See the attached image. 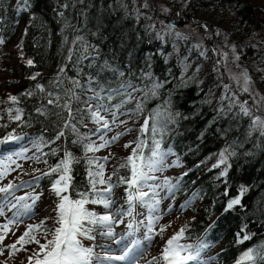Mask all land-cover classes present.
Here are the masks:
<instances>
[{
    "label": "trees",
    "instance_id": "1",
    "mask_svg": "<svg viewBox=\"0 0 264 264\" xmlns=\"http://www.w3.org/2000/svg\"><path fill=\"white\" fill-rule=\"evenodd\" d=\"M182 1L177 11L180 0H0V150L22 143L33 149L13 178L20 183L38 176L36 190L50 210L59 199L52 189L58 174L45 173L66 152L73 162L65 194L95 197L88 173L101 163L85 148L96 131L88 109L103 104L116 111L119 105L117 119L128 123L121 133L136 143L144 139L147 157L155 124L159 151L178 168L167 180L175 184L174 199L189 208L175 230L169 227V237L184 229L179 243L190 249L208 245L210 264H238L245 250L264 244V135L240 111L244 104L264 118V0ZM205 2L207 18L218 15L215 21L195 18L208 10ZM175 11L182 26L171 29L165 19L175 18ZM10 108L19 120L7 115ZM8 136L14 139L6 143ZM126 160L113 162L109 173L103 169L122 208L128 205L122 178L130 170L120 167ZM107 183L97 184L96 192ZM237 198L240 203L227 209ZM98 205L93 212L102 215ZM56 219L46 217L33 233L41 244L44 229L58 226ZM243 233L251 239L239 243ZM17 246L23 259L16 264L39 250L35 243Z\"/></svg>",
    "mask_w": 264,
    "mask_h": 264
},
{
    "label": "snow or ice",
    "instance_id": "2",
    "mask_svg": "<svg viewBox=\"0 0 264 264\" xmlns=\"http://www.w3.org/2000/svg\"><path fill=\"white\" fill-rule=\"evenodd\" d=\"M29 65L32 64V61H28ZM245 85L248 84L247 74H244ZM244 91H248L247 86H245ZM13 102L16 101L15 97L11 98ZM90 99H100L97 95L91 97ZM111 99V97H109ZM49 103H52L50 100ZM246 103V102H245ZM67 107V105L65 106ZM116 111H111L108 107L103 104H97L95 110L89 108L91 120L101 125L100 128L96 129L97 133H100V139L103 143L96 145L93 143H88L85 145L87 152L99 151L100 149L109 146L111 143L119 139V134L112 138L111 141L105 140L104 132L105 130H110V125L108 119L102 113H110L113 117L112 123L115 124L116 119L118 118L117 113L119 112V105L115 106ZM140 106H137V111H141ZM240 111L245 115L252 117L251 123L252 126H258L261 129V135H264V118L261 116H253L251 110L244 106L240 105ZM71 110L69 108V119H71ZM16 119L19 120L20 117L16 116ZM120 123H126L125 121H120ZM67 126V125H66ZM75 130V129H74ZM157 127L153 124L151 132L153 134V145L154 147L150 150L151 154L147 157L143 154V149L146 146V141L144 139H138L136 148L133 149L131 155L127 157L126 163L122 164L120 167L128 168L130 170V176L127 178H122V182L127 183L129 189H135V192L128 191L127 201L131 206L134 201H140L141 203L145 202V197L148 195L142 189L144 187H150L147 184V181L154 179L155 177L150 175L155 171L160 170V165L163 163V157L165 154H162L159 151L160 142L156 140L155 134L157 132ZM141 136L148 131V121L146 120L144 125L140 128ZM63 135V133H60ZM58 138V137H57ZM14 139L12 136L4 138V142ZM15 139H19L18 137ZM130 145H125L129 147ZM22 153H18L21 155ZM9 160H12V157H8ZM107 160V157L103 158ZM73 162V157L70 153H65V157L51 169L50 172L45 173V175H51L52 173H57L58 177L53 181L52 189L55 192L56 196L59 198L57 203V219L56 224L58 225L54 229H44L42 235L45 238V243L41 244L39 239H37L34 232H39L43 228V222L39 226L29 225L28 230L24 232L22 236L17 240V244H30L35 243L39 246V250L33 253L32 257H29V264H32V261H35V264H93L94 261V251L90 247H85L81 242V237L87 239H94L91 233L97 228L100 227L104 229L102 235L109 238H114L116 233L112 229V225L117 221L113 220L111 214H97L93 211H90L85 207L86 204H102L104 209L108 210L112 207L111 196H105L101 193L96 192V185H105L103 165H98V171L94 174L89 170V183L91 185L92 192H95V197H91L90 193L87 192H78V198H71L69 195L65 194L72 187L71 185V164ZM224 153L220 154V163H225ZM88 163L98 164V161L90 159ZM215 167V166H214ZM7 172V166H4V170L0 171V177L5 175ZM115 174V173H114ZM227 170L221 172V175H226ZM98 177L99 179H96ZM12 184H8L6 187H0V193H9L11 194L13 189ZM21 187V186H17ZM113 185H108L104 191L111 193ZM74 190V189H73ZM75 191V190H74ZM245 191V189H241ZM32 199L33 203L39 197L29 196V197H18L16 202L13 203L11 200H7L6 206L9 208H16L17 212L15 214L16 218H19L21 215H26L31 212L32 205L28 203H21L26 199ZM240 203V200L232 199L227 205V209L233 208L234 205ZM226 209V210H227ZM4 209L0 207V216H3ZM122 213H117L119 217ZM128 214L131 215V210H128ZM15 223V220H9V224ZM5 232L8 230V224L0 225ZM128 227L131 229L132 225L129 224ZM151 227H149V232ZM163 231V229H161ZM184 229H181L180 232L173 236L167 241V246L163 249V260L166 264H187L188 261L194 260L199 255V250L197 255L194 256L191 252H188L187 255H183L184 252L188 251L190 245H182L179 241L183 238ZM51 235V239H48V236ZM132 234L129 233V236ZM145 239L151 240L150 235L145 236ZM251 239V235L248 233H243L242 238L238 240L239 243H243ZM4 236L0 235V245H3ZM115 243L119 245V255L111 254L105 255L103 259L96 256V264H112V262H125L127 264H136L138 256L141 255V242L138 239H126L124 236H121L119 239H115ZM205 247L208 245H204ZM5 248H11L16 250V244L12 245H3ZM23 250V249H21ZM109 251H113L109 249ZM2 254V253H0ZM238 264H264V244H260L255 248H249L245 250L241 256L238 258Z\"/></svg>",
    "mask_w": 264,
    "mask_h": 264
},
{
    "label": "rangeland",
    "instance_id": "3",
    "mask_svg": "<svg viewBox=\"0 0 264 264\" xmlns=\"http://www.w3.org/2000/svg\"><path fill=\"white\" fill-rule=\"evenodd\" d=\"M180 2L181 5L179 6V9L177 11H179L181 7L184 6V2L182 0H180ZM204 8H208V10L205 9L204 13H196L195 18L199 17L201 20H204L205 18H207V16H209L210 11L207 2H205ZM177 11H175V16L178 17ZM217 16L218 15L215 16L214 14L213 17L207 19L215 21L214 18H216ZM176 21V23L179 22L178 19ZM189 70L190 68L186 69L187 72ZM235 79H237V77H235ZM102 114L108 119L110 125V130H105L104 132L105 140L111 141L113 137L119 134L118 140L111 143L109 146L100 149L99 151H94V153L96 154V158L103 165L105 173H109V169L112 167L113 162H115L116 160L123 161L132 153L133 149L136 148L137 143L136 141L133 142L131 137L129 138L121 133L128 124L127 122L120 124L121 120L116 119L115 124H113V117L110 113ZM7 115L13 119H16V116H18V112L16 109L10 108L9 110H7ZM94 125L96 129L101 127V125H98L96 123H94ZM93 142L96 145L103 143V141L100 139V133H97L95 131V136L92 138V143ZM24 145L25 144L22 143L21 146H17L15 147V149L8 150V152L0 150V171L4 170V166H7V172L5 173V175L0 177V187H6L8 184H12L14 186L11 194L0 193V207H3L5 213L3 216H0V225L8 224L7 232H5L2 227H0V235L4 236L3 245L16 244V250L5 248L3 247V245H0V253H2L0 254V264H16L21 261L23 259V256L21 254V248L19 249V247L17 246V238L21 236L22 232L29 225L35 227L39 222H43L42 220H45L46 217H51L57 214V204L53 206L52 210H50L52 206H50L47 202L45 205L44 201L42 202V200H40L39 193L36 190L39 182V178H36L37 176L26 179L22 183H17V181L13 178L15 173L19 172V168L21 167V165H27L30 158V152L33 150L30 148V146L22 148ZM125 145L130 146L125 147ZM18 153L22 154L18 155ZM9 156L12 157V160L8 159ZM105 157H107V160L103 159ZM159 167V171H155L150 174L155 178L147 181V184H149L150 186L147 188L150 189L151 192L150 194L148 193V195L145 197L144 203H141L137 200L134 201L131 206L128 203L126 208L119 207L117 204L118 201L114 194V183H107L108 185H113L111 193H107L104 191V189L108 185L104 188H101V190L98 192L105 196H111L112 207L108 210L104 209L102 204H100V207L102 208V212H104L105 214H111L113 216V220L117 222L112 225V229L116 233V236L114 238H109L107 236L99 234L100 230L104 231V229L100 227H97L92 233L94 239H87L84 237L80 238L82 244L85 247H90L93 249V264H96V256L103 259L105 255H119V245L115 243V239H119L121 236H124L126 239L140 240L142 254L138 256L136 264H166V262L162 260V253L163 249L167 246V241L171 239L168 232L169 227L174 225V228H172L175 230V227L181 223L182 217H180L179 219V215H181L180 213L182 211L187 213L189 207H186L180 201H176L174 199L173 193L175 191V184L173 183L172 179L167 180L168 175H171L178 170L176 163L169 155L165 154L163 157V163ZM34 179L36 180L34 181ZM128 191L135 192V189H129ZM128 191L126 192V199ZM29 196H37L39 198L36 199L34 203L30 198L22 201L21 203H28L32 205L31 212L26 215L19 216V218H16L15 214L17 212V209L7 207V200H11L13 203H15L16 198ZM97 207H99V205L97 206V204L90 203V208H86L90 211H94V209L96 210ZM129 209L131 210V215L128 214ZM117 213L122 214L117 217ZM176 215L178 216L174 220V222H172L170 225H167L168 223L166 221L174 218V216ZM13 219L15 220V223L9 224V220ZM47 222L48 220H46V223ZM129 224L132 225L131 229L128 227ZM149 227H151L150 232ZM159 229H164L163 231H161L160 235H158L160 231ZM129 233H131L132 235L129 236ZM148 235L152 237L151 240L145 239V236ZM109 249L113 251H109ZM198 250L199 255L197 256V258L188 261L187 264H210L206 256V253L208 252L207 247L202 246L200 249L192 248L189 252L196 256ZM30 257H32V255ZM25 264H29V257L27 258V261H25ZM112 264H127V261L112 262Z\"/></svg>",
    "mask_w": 264,
    "mask_h": 264
},
{
    "label": "water",
    "instance_id": "4",
    "mask_svg": "<svg viewBox=\"0 0 264 264\" xmlns=\"http://www.w3.org/2000/svg\"><path fill=\"white\" fill-rule=\"evenodd\" d=\"M167 27H169V28H177V27H180L181 25H182V23H178V24H175L174 23V21L172 20V21H169V22H167ZM36 179H34V181H35ZM29 182V181H28ZM27 182V183H28ZM32 182V181H31Z\"/></svg>",
    "mask_w": 264,
    "mask_h": 264
}]
</instances>
